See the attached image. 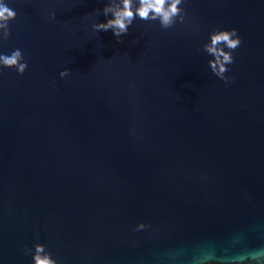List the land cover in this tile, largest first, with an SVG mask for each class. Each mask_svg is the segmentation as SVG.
<instances>
[{"label":"water","instance_id":"1","mask_svg":"<svg viewBox=\"0 0 264 264\" xmlns=\"http://www.w3.org/2000/svg\"><path fill=\"white\" fill-rule=\"evenodd\" d=\"M0 6V264L264 246V0H180L168 26L129 0L119 35L98 26L124 0ZM233 30L239 46L208 51Z\"/></svg>","mask_w":264,"mask_h":264},{"label":"clouds","instance_id":"2","mask_svg":"<svg viewBox=\"0 0 264 264\" xmlns=\"http://www.w3.org/2000/svg\"><path fill=\"white\" fill-rule=\"evenodd\" d=\"M180 3V0H172L171 5L167 10L164 8L165 0H141L142 7L138 9V14L142 18H147L149 11H153L156 14H159L162 18V23L164 26H168L171 23L172 16L176 15L179 11L177 5ZM124 11L122 15L118 16L117 19L113 21H109L107 25H99L98 27L107 28L109 26H114L118 28L120 31L116 32V35H119L120 32L126 31L125 19L128 22H131V18L133 16L132 11L130 10L129 0H124ZM15 13L9 10L7 7L0 6V20L7 19L9 17H14ZM233 32H220L215 34L212 37V46L208 48L209 52L217 53L218 50L214 47L216 44L220 42H225L229 48H236L240 44V40L231 39V36L234 34ZM219 55L223 56V60L226 63L231 62L230 55L226 53H219ZM19 57V53H15L11 58H5L4 63L7 65H15L17 63V58ZM218 62V61H217ZM213 69H216V63H213ZM23 65L20 66V70L23 71ZM226 69L223 67V64L220 65L219 73L221 74ZM63 75V73H61ZM37 251H42V249L38 248ZM222 259L225 264H264V246L259 247H248L242 246L234 252H231L223 257H217L216 254L212 251H204L197 258V264H208L209 261ZM36 264H53L51 260L48 258L41 259L39 256L36 258Z\"/></svg>","mask_w":264,"mask_h":264}]
</instances>
